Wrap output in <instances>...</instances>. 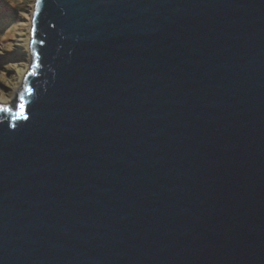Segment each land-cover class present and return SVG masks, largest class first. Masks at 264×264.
I'll return each instance as SVG.
<instances>
[{
	"label": "water",
	"instance_id": "water-1",
	"mask_svg": "<svg viewBox=\"0 0 264 264\" xmlns=\"http://www.w3.org/2000/svg\"><path fill=\"white\" fill-rule=\"evenodd\" d=\"M28 49L0 264H264V0H34Z\"/></svg>",
	"mask_w": 264,
	"mask_h": 264
},
{
	"label": "rangeland",
	"instance_id": "rangeland-1",
	"mask_svg": "<svg viewBox=\"0 0 264 264\" xmlns=\"http://www.w3.org/2000/svg\"><path fill=\"white\" fill-rule=\"evenodd\" d=\"M15 1L12 5L22 10L21 16L16 23L12 22L14 25L6 27L2 38L0 36V103L13 101L31 63L28 46L34 0ZM2 19L8 21L9 18L0 14V20ZM10 26L13 27L12 30L8 29Z\"/></svg>",
	"mask_w": 264,
	"mask_h": 264
},
{
	"label": "trees",
	"instance_id": "trees-1",
	"mask_svg": "<svg viewBox=\"0 0 264 264\" xmlns=\"http://www.w3.org/2000/svg\"><path fill=\"white\" fill-rule=\"evenodd\" d=\"M16 2L15 0H0V14L1 15H6L9 19L6 20H0V36L1 38L4 36V32L6 27H8V25L12 24L14 25L12 22L16 23V20L18 19V17L21 16L22 10H19L17 8V6L12 5V3ZM11 21V23H10ZM9 30H12L13 27L10 26L8 28ZM1 40V39H0Z\"/></svg>",
	"mask_w": 264,
	"mask_h": 264
},
{
	"label": "snow or ice",
	"instance_id": "snow-or-ice-1",
	"mask_svg": "<svg viewBox=\"0 0 264 264\" xmlns=\"http://www.w3.org/2000/svg\"><path fill=\"white\" fill-rule=\"evenodd\" d=\"M19 99H20V101H23V99H24V97H23V93H20V94H19ZM18 106H19V107L21 108V110H22L23 107H24V104L21 102ZM4 110H6V109H4L3 107H0V111H4Z\"/></svg>",
	"mask_w": 264,
	"mask_h": 264
}]
</instances>
